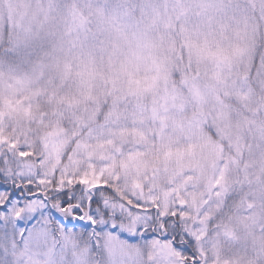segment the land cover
Wrapping results in <instances>:
<instances>
[{
	"label": "rangeland",
	"instance_id": "1",
	"mask_svg": "<svg viewBox=\"0 0 264 264\" xmlns=\"http://www.w3.org/2000/svg\"><path fill=\"white\" fill-rule=\"evenodd\" d=\"M78 1L85 14L93 18L91 30L85 26L78 34L68 25L66 7L58 38L50 49L55 59L21 64L22 50L31 44L39 25L21 0H14L20 26L14 35L16 42L9 43L10 49L0 56V167L4 164L0 171H14L18 162L26 171L39 169L48 175L56 168L78 175L93 168L104 170L117 195L127 192L146 198L152 193L165 210L183 202L185 229L204 238L207 264H264V130L235 110L208 105L213 113L209 125L225 136L226 147L238 148L243 138L250 136L248 143L242 144L251 181L248 196L237 210L221 215L222 183L233 181L227 169L226 148L207 130L187 124L185 113L171 109L163 96L156 95L164 76L159 53L175 46V2ZM60 2L67 5V0ZM188 2L215 7L207 14L198 9L181 14L185 18L179 28L186 43L191 41L187 52L206 75L213 77L224 96L252 114L259 111L261 99L264 123V45L255 68L250 70L256 40L259 34L264 38V0ZM110 18H114V26L107 23ZM4 23L0 0V47L7 33ZM80 61L88 62L91 74L81 75ZM232 66L246 73L250 70L249 77L243 78L242 70L234 72ZM128 72L141 80L150 78V85H131ZM111 95L113 106L106 112L115 121L114 127L118 126L111 138L93 140L88 147L73 146L65 155L72 138L65 116L81 125L86 120L83 125H87L107 100L104 97ZM149 104L154 105L152 110ZM80 117L84 119L78 120ZM8 140L35 151L41 156L40 163L36 164L34 157L21 161L18 151L3 143ZM54 140L56 146L50 149ZM72 244L69 241L70 247ZM79 244L82 248L83 241ZM146 255L147 259L157 258V264H173L169 258L176 254L165 248L163 254L159 249H148Z\"/></svg>",
	"mask_w": 264,
	"mask_h": 264
},
{
	"label": "snow or ice",
	"instance_id": "2",
	"mask_svg": "<svg viewBox=\"0 0 264 264\" xmlns=\"http://www.w3.org/2000/svg\"><path fill=\"white\" fill-rule=\"evenodd\" d=\"M21 5L34 15L39 27L31 44L22 50L20 63L55 59L50 49L68 5L60 0H21ZM214 7L205 2L177 5L179 14L193 9L207 14ZM107 23L114 26V18ZM190 44L188 41L187 46ZM78 66L82 76L91 74L87 61H80ZM66 67L70 70V65ZM128 75L133 86L151 83L148 77L141 80L131 72ZM106 104L107 100L97 110L95 126L81 125L65 116L72 134L65 155L73 146L88 147L93 140L111 138L118 126L114 127L115 121L106 113ZM3 143L16 149L21 161L34 157L36 164L40 163L41 156L35 151L11 140ZM55 146L56 140L49 145L50 149ZM108 166L106 162L104 168ZM112 184L104 170L95 168L82 175L56 168L48 175L39 169L26 171L18 162L16 170L7 174L0 171V264H157V258L147 259L146 250L159 249L163 254L165 248L176 254L169 258L173 264H207L204 238L185 229L183 202L165 210L152 193L146 198L127 192L117 195ZM139 187L143 189V185ZM215 188L218 194L219 178ZM69 241L73 242L71 247ZM79 241H83L82 248Z\"/></svg>",
	"mask_w": 264,
	"mask_h": 264
},
{
	"label": "trees",
	"instance_id": "3",
	"mask_svg": "<svg viewBox=\"0 0 264 264\" xmlns=\"http://www.w3.org/2000/svg\"><path fill=\"white\" fill-rule=\"evenodd\" d=\"M175 2L177 8L178 4H184L186 0H170ZM4 7V17L8 21V29L6 33V38L3 42L2 47H0V56H3L7 50H9V43L16 42L15 33L17 28L20 26V16L17 11V7L14 3V0H2ZM67 9L65 12L66 20L68 25L74 26L77 33L80 34V30H83V27L87 26V29L90 31V26H92V17H89L86 12L82 9L81 4L78 0H67ZM175 12L177 16V24L175 29V46L172 49H167L159 53L162 66H163V81L161 89L156 91V95L163 96V100L166 99L165 103L171 109H176L181 113H185V120L189 125H198L203 129L208 131V134L214 141L226 144L225 136L219 134L217 128L211 127L210 121L213 119L212 111L207 109L208 105L214 104L215 106L223 107L228 110H235L242 116L249 118L255 121L261 129L264 130V123L262 122V107L263 102L261 99H258L259 102V111L257 114H252L247 110L244 105L235 101L233 98L224 96L216 84L212 76H208L203 71V68L198 66L195 62L193 56H191L187 51L186 38L183 34V31L179 28V23L183 20L181 14H179V9H176ZM75 14V20H74ZM255 17H258V14L254 13ZM260 25V23H259ZM71 26V27H72ZM264 45V38L262 34H259L256 44L253 49V54L251 55L250 66L251 69L255 68V60L262 53ZM181 54L183 55V60H180ZM232 69L234 72L242 70L235 66ZM250 70L241 71L243 78L249 77ZM240 75V76H241ZM73 82V81H71ZM107 98V104L105 111H109L110 105L113 102V96L104 97ZM111 102V103H110ZM150 105V110L154 108L153 104ZM91 104V108L93 107ZM89 109V110H90ZM88 110V111H89ZM87 111V112H88ZM92 111V110H91ZM90 111V112H91ZM107 113V112H106ZM83 117H80L78 120H83ZM86 122L83 121L82 125ZM91 124L95 126V115H93L88 120L87 125ZM222 135V136H221ZM250 136H246L241 141V144L238 145V148L224 145L227 152V169L228 172L232 173L233 181L231 183H222L223 192L220 199V209L219 213L221 215H227L233 210H237L239 206L245 204L244 199L248 196V189L251 185L249 176L247 174V167L245 164V148L243 143H248ZM4 164L1 165L0 170ZM237 194V195H236ZM236 197L235 201L232 199Z\"/></svg>",
	"mask_w": 264,
	"mask_h": 264
}]
</instances>
